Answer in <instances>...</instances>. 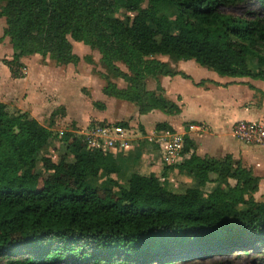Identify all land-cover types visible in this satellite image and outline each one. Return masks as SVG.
<instances>
[{
  "label": "trees",
  "instance_id": "trees-1",
  "mask_svg": "<svg viewBox=\"0 0 264 264\" xmlns=\"http://www.w3.org/2000/svg\"><path fill=\"white\" fill-rule=\"evenodd\" d=\"M251 3L257 8L247 18L221 12ZM167 5L175 9L173 19L163 15ZM1 6L13 50L4 65L12 78L24 79L22 61L36 55L57 67L79 65L74 40L97 50L112 77L126 83L119 88L102 73L103 93L133 104L140 116L181 113L160 83L155 92L147 89L148 78L189 79L150 58L193 60L222 77L264 81V0H0ZM121 10L135 16L128 22L114 17ZM155 129L175 134L168 123ZM52 140L50 127L0 103V263L21 254L26 258L19 264H174L222 250L264 248V201L255 199L260 178L231 155L201 158L186 135L183 161L171 167L196 180L194 187L177 193L155 173H134L117 195L89 188L88 180L120 174V159L88 150L72 133L61 141L73 162L42 158L44 174H38L37 157Z\"/></svg>",
  "mask_w": 264,
  "mask_h": 264
},
{
  "label": "rangeland",
  "instance_id": "rangeland-1",
  "mask_svg": "<svg viewBox=\"0 0 264 264\" xmlns=\"http://www.w3.org/2000/svg\"><path fill=\"white\" fill-rule=\"evenodd\" d=\"M256 8L257 4L251 3L235 7H223L221 12L224 15L235 18H247L249 11L251 9L256 10ZM163 15L173 19L175 15L174 7L167 5L163 11ZM134 16L135 14H129L125 10H121L118 14L114 15V17L122 19L125 22L131 20ZM5 29L6 20L3 18L0 19V103L6 104L11 114H18L24 112L18 107L24 106L27 103L30 104V102H36L37 100L42 101L45 99L44 105L48 104L50 107H53V102L59 99V97L52 96L53 94L60 95V98L65 101L64 104L60 105L62 107L58 111V116L54 119L53 126H50L52 113L49 115V111H44V114L41 115L42 117L38 119L31 113L25 112L36 118L41 125L47 128L50 127L53 133V140L37 157L38 174H44L42 158H51L54 163L58 164L63 157L67 156V160L73 162L72 156L68 155L66 144L61 141V137L64 133H72V135H77V137L84 139L85 136L76 134V131L92 132L97 126L107 124L108 122L100 124L95 121L96 118L101 119L104 117V113L105 117L111 119L112 123L118 127H122L119 124L121 122L129 125L128 129L131 132L125 139V143L129 147L125 152L121 148L119 150L120 154H117L119 157L125 156L123 157L124 160H120L121 173L112 176L102 173L97 179H89V188H105L120 195L121 190L128 189L132 174L142 173V175H147L151 166L152 171L158 176L161 185L168 190L185 193L188 188L196 185V180L184 174H179L177 170L168 166L164 161L160 144H157L160 132L154 133L156 127H152L151 130L149 129V123L159 121V118L153 117L149 120L148 117L141 122L138 118V110L133 104L122 105L120 102H109L108 109L105 107L103 101L106 100V97L102 92V88L106 84V81L102 79L101 74H108L109 78L119 83L117 85L120 88H125L126 83L122 79L116 80L112 77L109 70L103 66L101 55L97 50H92L82 43L71 40L72 45H74V53L81 59L79 65H73L68 68L61 66L62 68H59L49 57L43 58L38 55L39 58H34L32 56L26 58V62L24 61L25 69H22V73L25 78L17 80L12 78L10 71L4 65L5 60L10 61L13 57L10 39L4 37ZM249 65L255 70L253 64L250 63ZM119 67L127 72V69L123 65H119ZM199 75L205 76V74ZM28 77L30 80H25ZM95 103H98L99 106L95 105ZM65 105L69 108V113H67ZM60 106H57L55 109ZM180 120L178 118L174 123L178 126ZM149 131L151 134H149ZM137 149L142 150L146 158L140 157L135 164H132L133 155H137L136 153H138ZM128 156H130V159L127 160ZM258 159L264 162L263 155H260ZM143 169L146 170L141 172ZM260 172L264 175V163L261 164ZM231 183L234 185L233 181ZM210 187L208 186L207 191ZM263 195L264 188L261 187L255 195V199L262 202L264 201ZM25 258L24 255L17 254L11 258L3 259L0 264H19ZM45 264L69 263L54 262ZM174 264H264V248H235L230 252L222 250L207 257H200L198 255L194 258L176 261Z\"/></svg>",
  "mask_w": 264,
  "mask_h": 264
},
{
  "label": "crops",
  "instance_id": "crops-1",
  "mask_svg": "<svg viewBox=\"0 0 264 264\" xmlns=\"http://www.w3.org/2000/svg\"><path fill=\"white\" fill-rule=\"evenodd\" d=\"M35 57L39 58L38 55ZM150 59L167 63L174 71L186 74L189 79L181 75L161 77L159 81L152 77L148 78L146 82L147 89L155 92L160 83L165 97L178 104L181 108V113L176 116H169L156 110L148 115H139V120L142 122L143 119L148 117L149 120L153 117L159 118V121L149 123L150 130L159 123H168L174 129L175 134L182 135L183 137L187 135L193 141L195 152L201 158L221 159L227 155H231L235 162L241 161L245 167L252 169L255 176L260 178L259 190L261 187L264 188V175L260 172L261 164L264 162L258 159L260 155L264 156V146L242 142L235 136L233 131L235 124L239 121H248L264 125V81L252 78L222 77L207 68L201 67L193 60L174 61L169 57L163 56ZM24 61L26 62V58L23 59V64ZM70 66L73 65L63 67L68 68ZM199 74H205V76H200ZM25 80L28 81L30 79L28 77ZM202 81H207L208 83L204 87H198L197 84ZM113 82L119 84L114 80ZM52 96L59 97L57 101L53 102V107H50L48 104L44 105L45 99H43L42 101L37 100L36 102H30V104H23L24 106L20 105L21 107L18 108L22 109L24 111L23 113L26 111L31 113L37 119L42 117L41 115L44 114V111H49V115L51 113L53 114L55 111L61 109L62 106L60 105L64 104L65 101L58 94H53ZM105 97L106 100L103 101V104L107 109L109 102H120L122 105L130 104L106 95ZM57 106L60 107L55 109ZM22 107L26 108L24 109ZM65 108L67 113H69V108L66 105ZM103 116L101 119L96 118L95 121L100 124L105 122L114 124L111 119L105 117L104 113ZM178 118L181 120L177 126L174 121ZM76 132L78 135L86 133L83 131ZM130 132L131 130L126 129L125 139ZM154 133H158L156 129ZM149 134H151L150 131ZM128 147L127 145L122 148L124 152ZM139 150L137 149L136 151L139 152ZM140 153L141 158H146L142 150H140ZM117 154H120V151ZM117 154L114 155L118 159L124 160V155L119 157ZM136 157V155H133L132 164H135L134 158ZM126 159H130V156ZM145 170L143 169L141 172ZM150 173H154L152 166L149 171Z\"/></svg>",
  "mask_w": 264,
  "mask_h": 264
},
{
  "label": "built area",
  "instance_id": "built-area-1",
  "mask_svg": "<svg viewBox=\"0 0 264 264\" xmlns=\"http://www.w3.org/2000/svg\"><path fill=\"white\" fill-rule=\"evenodd\" d=\"M235 136L242 142L253 145L264 146V125L248 121H239L233 128ZM126 129L116 124L107 123L97 126L92 132L85 134L83 141L88 150H101L104 153L117 154L118 151L127 146L124 135ZM157 144L163 152V159L168 166H175L183 161V150L185 140L182 135L169 132H160Z\"/></svg>",
  "mask_w": 264,
  "mask_h": 264
}]
</instances>
